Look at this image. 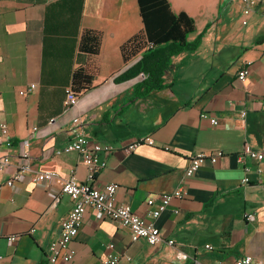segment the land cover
Returning a JSON list of instances; mask_svg holds the SVG:
<instances>
[{"label":"crops","instance_id":"obj_1","mask_svg":"<svg viewBox=\"0 0 264 264\" xmlns=\"http://www.w3.org/2000/svg\"><path fill=\"white\" fill-rule=\"evenodd\" d=\"M167 1L173 13L194 20L188 41L205 34L195 52L172 58L165 89L127 105L141 78L114 79L138 60L124 63L120 52L143 28L137 0H0V122L8 124L12 144L0 142V157L10 160L0 170V264H49L50 246L72 208L60 180L85 183L88 176L80 154L55 151L80 131L112 148L100 154L106 167L93 184H118L116 201L175 245L133 242L126 228L88 209L71 244L74 259L57 264L113 258L116 264H234L244 255L264 264V158L236 160L244 145L264 155V42L255 43L264 33V0H253L246 16L236 0ZM86 29L102 35L96 56L78 50ZM81 67L93 75L91 87L66 107L65 92ZM244 68L250 74L241 82L237 74ZM145 136L153 146L124 152ZM213 152L223 157L185 177L192 156ZM25 153L30 170L7 186ZM47 171L60 180L35 179ZM180 186L182 198L152 220L149 211L159 198ZM248 213L255 218L247 222ZM9 236L18 238L8 242Z\"/></svg>","mask_w":264,"mask_h":264},{"label":"built area","instance_id":"obj_2","mask_svg":"<svg viewBox=\"0 0 264 264\" xmlns=\"http://www.w3.org/2000/svg\"><path fill=\"white\" fill-rule=\"evenodd\" d=\"M235 1V0H232ZM240 3L242 14L249 15L252 12V1L253 0H236ZM246 21L243 22V25ZM249 70L247 68L241 69L237 78L239 81L243 82L248 76ZM141 78V77H140ZM35 86L31 85L30 89ZM65 95V105L66 107L71 106L76 100V96L71 90H67ZM206 115L202 114V118ZM77 123V119L73 120ZM210 123L216 125L218 122L212 118ZM35 134V133H34ZM31 135L30 139L35 136ZM0 142L4 144L5 147L9 148L12 144L9 139V127L5 122H0ZM28 146V143L25 144ZM148 145L153 146L154 141L152 138L145 136L133 140V142L128 143L124 146L123 150L126 153H131L138 147ZM112 148L108 145H103L98 142L89 141L88 137L84 135L82 131L78 132L74 139L64 146L62 149L56 150V155L67 154L71 152H77L81 156V161L87 170V181L85 183H79L74 177H69L67 179H61L56 172L47 171L40 172L36 175L35 179L37 181H46L52 179H59L61 181V192L66 195L72 201V208L67 214L66 218L61 222L59 234L57 241L53 242L50 246V253L47 257V262L49 264H57L58 262L70 263L75 255L76 251L71 247V244L76 237L80 225L82 223L83 217L88 209H92L95 213V217L98 220L108 219L113 221L120 226L126 228L129 231L131 240L133 242L138 240H143L151 245L157 246L159 244H165L168 247H173L175 242L173 240H164L160 231L155 227L153 222H145L133 213L129 206L116 201V192L119 188L116 183H107L102 186H96L93 184L96 180V175L106 167V162L100 160L101 153H108ZM223 157L222 152L213 153H198L192 156L189 160L188 166L185 169V177L193 176L198 170L205 164H216L220 158ZM260 161L264 158L263 153L257 152L251 149L250 146L244 145L242 151L236 154V160L240 164H244L245 159ZM23 163L18 167L17 172L6 181V185L11 187L16 181L21 178V174L30 170V161L27 153L23 156ZM10 164L9 157L4 155L0 157V170L5 168ZM247 172L248 169L244 167ZM243 183H248L249 179L244 177ZM183 188L178 187L171 194L162 195L159 198V203L154 206V200H147V206L151 208L149 211V216L152 220L159 218L160 214L164 212L169 205H171V200L173 198H182ZM177 212V211H175ZM254 214L248 213L244 215V219L248 222L253 220ZM18 236H9L7 238L8 242H15ZM208 250L209 246H205ZM179 258H183L182 253L178 254ZM129 259V258H127ZM118 258H113L108 261V264L118 263ZM199 264V263H195ZM213 264H222L221 262H215ZM234 264H262L260 261L256 260L250 255H244L236 259Z\"/></svg>","mask_w":264,"mask_h":264},{"label":"trees","instance_id":"obj_3","mask_svg":"<svg viewBox=\"0 0 264 264\" xmlns=\"http://www.w3.org/2000/svg\"><path fill=\"white\" fill-rule=\"evenodd\" d=\"M143 28L125 41L120 52L124 63L138 58L137 62L128 67L115 79L121 83L141 77L134 85L127 105L135 103L152 91L166 88L164 73L171 64L172 58L184 52H195L205 30L194 40L188 36L195 31L194 20L184 11L175 14L167 0H137ZM102 35L95 30L86 29L81 35L78 50L88 56L99 54ZM264 42V33L256 40V44ZM71 91L79 97L91 87L93 75L85 67L73 72Z\"/></svg>","mask_w":264,"mask_h":264}]
</instances>
